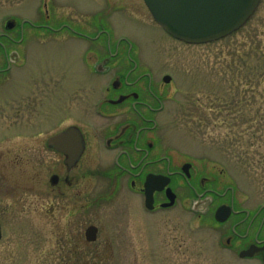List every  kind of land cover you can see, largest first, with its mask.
I'll return each mask as SVG.
<instances>
[{
    "label": "rangeland",
    "instance_id": "obj_1",
    "mask_svg": "<svg viewBox=\"0 0 264 264\" xmlns=\"http://www.w3.org/2000/svg\"><path fill=\"white\" fill-rule=\"evenodd\" d=\"M43 2L49 4L55 27L65 21L79 26L94 7L115 4L111 18L115 37H129L142 61L172 77L167 155L215 177L219 190L230 181L241 200L264 204V0L237 31L206 44L166 36L144 9L143 0H0V33L8 19L32 20L36 6L42 12ZM26 31L23 45L10 46L25 55L26 64L0 78V264H222L220 227L211 213L215 204L211 211L201 206L194 212L187 203L188 192L180 188L173 210L149 217L135 204L139 196L123 187L124 180L113 194V206L97 201L104 184L90 174L92 168L79 170L85 173L84 215L86 225L94 224L100 232L95 243L76 244L80 227L68 210L77 208L78 201L57 198L50 191L48 179L62 171V157L46 150L45 142L61 129V120L71 118L63 121L64 126L77 123L80 115L66 110L69 115L64 116L61 98L47 104L45 98L44 103L37 101L35 79L28 77L47 67L52 76L47 82L53 80L57 91L65 82L62 69L77 75L74 60L85 44L66 36V31L52 38ZM66 80L69 106L76 108L72 96L79 89L71 75ZM174 88L180 92L173 93ZM73 247L84 254L80 263L68 256Z\"/></svg>",
    "mask_w": 264,
    "mask_h": 264
},
{
    "label": "flooded vegetation",
    "instance_id": "obj_2",
    "mask_svg": "<svg viewBox=\"0 0 264 264\" xmlns=\"http://www.w3.org/2000/svg\"><path fill=\"white\" fill-rule=\"evenodd\" d=\"M41 8L43 13L39 6L35 7L32 20L22 19L17 23L10 19L14 23L13 27L0 33V78L13 67L26 64L25 55L10 46L24 44L27 28L45 38L66 31V36L85 44L74 60L78 62L77 75L62 69L65 82L56 87L57 91L53 80L47 82V79H52L48 73L51 70L47 67L31 72L28 77L35 79L37 101L44 103L45 98L47 104L53 98H61L64 102V116L69 115L65 113L66 110L80 115V121L75 120L77 123L64 126L63 121L71 118L61 120L63 128L49 135L45 142L46 150L62 157V171L51 174L48 179L50 191L57 198L66 201L76 198L78 201L77 208L68 210V214L74 218L73 223L76 222L77 227H80L76 244L91 245L98 240L100 232L96 225H86L84 215L86 187H81V182L85 173L79 170L92 168L95 171L89 173L104 184L100 187L103 191L97 196V201L112 203L113 206V194L120 189L124 180L123 187L128 193L139 196L135 204L149 217H162L166 211L173 210L180 201V188L188 192L187 203L192 204L194 212L201 206L211 211L215 204L211 213L212 221L220 227L218 244L223 252L222 264H264V204L241 200L236 185L230 181L219 190L215 187V177L204 176L196 171L191 162H176L172 156L167 155L165 125L168 100L172 98V77L168 73L161 74L162 68L154 71L151 64L142 61L129 37H115L111 18L117 6L104 4L102 7H94L79 26L65 21L59 27L53 25L49 4L43 2ZM156 26L162 30L159 25ZM32 36V39L36 37L34 34ZM148 56L152 59L155 57L153 54ZM70 75L75 79V87L79 89L72 96L77 104L72 109L69 106L71 90L65 89L66 78ZM165 77H168V81H165ZM43 86L46 88L44 92ZM85 88L88 92L84 91ZM178 89L174 88L173 93ZM46 112L48 120L49 113ZM68 128L73 129L69 136L70 146H74L71 153L60 152L53 145H48L51 137ZM52 176L56 178L50 182ZM163 181L167 182L164 186L161 183ZM167 189L173 194L171 204ZM70 194L71 198L68 196ZM220 206L224 207L222 222L214 217ZM53 210L54 207H51ZM110 220L113 225V210ZM89 226L96 228L93 242L86 240L85 232ZM76 249L79 248L73 247L68 256H73V260L80 263L85 257Z\"/></svg>",
    "mask_w": 264,
    "mask_h": 264
},
{
    "label": "water",
    "instance_id": "obj_3",
    "mask_svg": "<svg viewBox=\"0 0 264 264\" xmlns=\"http://www.w3.org/2000/svg\"><path fill=\"white\" fill-rule=\"evenodd\" d=\"M261 0H143L154 21L171 37L186 44L198 45L222 39L242 27L253 15ZM13 21L5 24L6 29L12 28ZM168 81V77H165ZM72 128L51 137L48 145H53L60 152L71 153L70 132ZM56 176H52V179ZM164 186L167 182H161ZM173 201L170 189L166 190ZM171 194V195H170ZM169 204V205H170ZM215 219L222 222L224 207L215 211ZM86 240L95 241L96 228L86 229ZM1 240V228H0Z\"/></svg>",
    "mask_w": 264,
    "mask_h": 264
}]
</instances>
